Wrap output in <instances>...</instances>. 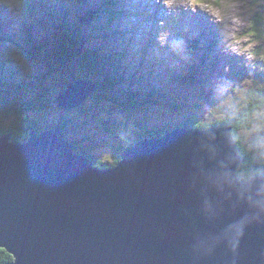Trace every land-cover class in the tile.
I'll use <instances>...</instances> for the list:
<instances>
[{
	"label": "water",
	"instance_id": "water-1",
	"mask_svg": "<svg viewBox=\"0 0 264 264\" xmlns=\"http://www.w3.org/2000/svg\"><path fill=\"white\" fill-rule=\"evenodd\" d=\"M96 89L79 78L53 102ZM233 123L130 142L110 168L61 130L0 136V249L10 264H264V174L236 175Z\"/></svg>",
	"mask_w": 264,
	"mask_h": 264
},
{
	"label": "rangeland",
	"instance_id": "rangeland-1",
	"mask_svg": "<svg viewBox=\"0 0 264 264\" xmlns=\"http://www.w3.org/2000/svg\"><path fill=\"white\" fill-rule=\"evenodd\" d=\"M237 12L238 37L258 17L264 24V0H243ZM64 25L79 54L101 52L100 71L89 72L78 56L68 66L57 63V46L70 36ZM254 38L257 58L237 55L207 10L167 9L161 0H0V116L11 113L8 123L24 117L41 130L59 124L90 160L111 165L124 141L237 117L250 91L264 87V30ZM79 78L99 90L77 109L58 108L54 98ZM243 127L237 142L263 157L264 109Z\"/></svg>",
	"mask_w": 264,
	"mask_h": 264
},
{
	"label": "trees",
	"instance_id": "trees-1",
	"mask_svg": "<svg viewBox=\"0 0 264 264\" xmlns=\"http://www.w3.org/2000/svg\"><path fill=\"white\" fill-rule=\"evenodd\" d=\"M93 17H91L92 19ZM257 25L253 26L251 24V29L255 31L256 37H259V34H261V29L264 30V24L263 20L258 17L257 20L255 21ZM69 29L64 25L61 26V32L63 35L69 34L66 31ZM76 35L77 32L74 31H69ZM79 34V33H77ZM86 55H81L79 54V51L76 50V47L73 43L72 36L70 35L69 38L65 37L61 40L59 45L57 46L56 50V55L58 57V62L61 63L62 67L68 66L69 63L76 58L77 56L80 58H83L84 61L87 64V68L89 72L94 71V73L100 71L101 67L99 64V60L102 59L101 52L98 49H92V50H87ZM194 58V57H193ZM84 78V77H83ZM76 78H73L72 81H74ZM197 80V78H196ZM69 83V82H68ZM106 85L111 84V79H106L105 80ZM97 91L99 90V86L97 85ZM246 98V96H245ZM244 98V99H245ZM242 107V108H241ZM241 108V109H240ZM240 110L239 114L237 117H233L230 119H224L220 120L217 122H214L213 124L210 125H203V124H191L190 122H187L186 124H191L195 129H207L209 127H212L216 124H220L222 122H234V127L232 130V138L235 141V144L237 145V150L239 154L242 156L244 159V163L238 170L237 174L238 177L241 181H248L252 177L259 175L260 173L264 172V156L260 157L259 155H250L246 153L242 147L237 141L239 140L236 132L237 130L244 129L246 127H243L248 119H250L251 115L257 111V110H262L264 109V87H262L258 93H255L253 91H250L248 94V99L244 102L243 106L238 107ZM11 118V113L3 114L2 117L0 116V136L4 134H9L13 141L16 142H22L25 141L28 137V132L31 130L34 131H42L39 129L37 126L32 125L28 120L24 117L22 118H17L11 122L8 123V120ZM236 121V122H235ZM5 124V125H4ZM60 129L63 130L64 134L67 136V131L61 126L57 125ZM164 133H147L143 134V137H159L163 135ZM138 138L137 140H139ZM131 140H127L122 142L119 147L116 150V154L114 157V162L111 165H103L101 162H96L93 161L94 165L98 168H110L116 165L119 162V155L121 151L124 149V147L130 143ZM73 147L75 148L76 153L84 155L85 152L83 151V148L78 144L74 143ZM257 154V150H255ZM12 262V257L8 255L4 250L0 249V264H10Z\"/></svg>",
	"mask_w": 264,
	"mask_h": 264
},
{
	"label": "clouds",
	"instance_id": "clouds-1",
	"mask_svg": "<svg viewBox=\"0 0 264 264\" xmlns=\"http://www.w3.org/2000/svg\"><path fill=\"white\" fill-rule=\"evenodd\" d=\"M161 2L167 9L180 5L192 10H195V8L207 10L216 23L223 25V36L229 49L236 52L237 55L246 54L248 59L257 58L252 51L257 41L254 38L256 33L251 29V24L249 23L247 26L249 28L247 35L237 36L239 27L243 24L237 9L241 6L243 0H214L212 4L207 3L206 0H161ZM241 40L247 42L246 48L239 46ZM259 58L264 59V53L260 54Z\"/></svg>",
	"mask_w": 264,
	"mask_h": 264
},
{
	"label": "bare ground",
	"instance_id": "bare-ground-1",
	"mask_svg": "<svg viewBox=\"0 0 264 264\" xmlns=\"http://www.w3.org/2000/svg\"><path fill=\"white\" fill-rule=\"evenodd\" d=\"M195 18H198L197 16L195 17ZM198 21H202V22H204V21H207L205 18H203V16H202V18L199 16V18H198ZM201 22V23H202ZM204 24V23H203ZM206 29V28H205ZM198 33H199V31H198ZM194 59H195V57H194ZM214 61H216V60H214ZM233 127H234V125H233ZM52 129H54V130H61L62 131V133H63V136H64V138H65V140L66 141H68L69 142V140H68V138H67V136L64 134V132H63V130L62 129H60L59 127H54V128H52ZM49 129H46V130H42V131H48ZM232 130H233V128H232ZM232 130H231V134H232ZM172 131V130H171ZM171 131H169V132H171ZM168 132V133H169ZM148 137V136H147ZM142 140V139H141ZM70 143V142H69ZM71 145H72V143H70ZM74 144V143H73ZM73 146V145H72ZM238 151V150H237ZM239 153V152H238ZM241 156V155H240ZM244 160V159H243ZM92 161V160H91ZM243 163H244V161H243ZM242 163V164H243ZM236 172V171H235ZM237 172H238V170H237ZM237 172H236V175L238 176V174H237ZM239 178V177H238Z\"/></svg>",
	"mask_w": 264,
	"mask_h": 264
}]
</instances>
